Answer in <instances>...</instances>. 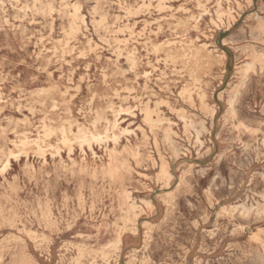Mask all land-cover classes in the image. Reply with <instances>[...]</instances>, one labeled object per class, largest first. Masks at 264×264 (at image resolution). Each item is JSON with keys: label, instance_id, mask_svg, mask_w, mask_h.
<instances>
[{"label": "rangeland", "instance_id": "obj_1", "mask_svg": "<svg viewBox=\"0 0 264 264\" xmlns=\"http://www.w3.org/2000/svg\"><path fill=\"white\" fill-rule=\"evenodd\" d=\"M197 1L0 0V264H264V0Z\"/></svg>", "mask_w": 264, "mask_h": 264}, {"label": "bare ground", "instance_id": "obj_2", "mask_svg": "<svg viewBox=\"0 0 264 264\" xmlns=\"http://www.w3.org/2000/svg\"><path fill=\"white\" fill-rule=\"evenodd\" d=\"M221 1V0H220ZM196 2H198L197 0H196ZM200 2V1H199ZM198 2V3H199ZM199 6V5H198ZM187 10V9H186ZM203 10H204V8H203ZM205 13V12H204ZM201 14V13H200ZM224 14V13H223ZM225 15V14H224ZM221 16V15H220ZM180 19V18H179ZM233 19V18H232ZM228 20V19H227ZM260 29V28H259ZM108 32V31H107ZM135 42V41H134ZM264 42V41H263ZM204 46V45H203ZM201 47V48H205V47ZM207 49V48H206ZM203 50V49H202ZM204 51V50H203ZM184 54V53H183ZM173 56V55H172ZM147 58H149L148 56H146ZM169 57V56H168ZM173 58V57H172ZM258 58L259 57H257V60H258ZM206 59V58H205ZM174 60V59H173ZM176 60H178V59H176ZM176 60H174L176 63H177V61ZM206 60H208V59H206ZM173 61V62H174ZM209 63H211V62H209ZM212 64V63H211ZM219 64V63H218ZM202 65V64H201ZM201 65H199V66H201ZM248 66V65H247ZM249 68V67H248ZM177 71V70H176ZM178 72H179V70H178ZM52 74V73H51ZM146 83V82H145ZM240 86V85H239ZM189 94H191V93H189ZM191 97H192V95H190ZM191 97H189V99H191ZM193 98V97H192ZM194 103V102H193ZM193 103H192V105H193ZM204 104V103H203ZM168 105V104H167ZM204 105H206L207 106V104H204ZM205 106V107H206ZM208 107V106H207ZM202 108V107H201ZM185 111V110H184ZM175 112V111H174ZM177 114H178V112H177ZM209 114V113H208ZM212 114V113H211ZM177 116V115H176ZM178 117V116H177ZM212 117V116H211ZM179 118V117H178ZM185 123V122H184ZM186 124V123H185ZM190 126V125H189ZM187 127H184V129H186ZM166 132V131H165ZM62 135V134H61ZM78 138V137H77ZM155 140V139H154ZM198 142H199V140H198ZM64 143V142H63ZM67 144H68V141L66 142ZM264 143V142H263ZM65 144V143H64ZM172 145V144H171ZM66 146V145H65ZM67 146H69V145H67ZM66 146V147H67ZM174 147V146H173ZM69 149H71V148H68V150ZM71 151V150H70ZM69 152V151H68ZM72 152V151H71ZM73 154V153H72ZM166 166V165H165ZM166 170V169H165ZM164 171V170H163ZM167 172V171H166ZM166 172L164 173V174H166ZM163 173V172H162ZM167 176V175H166ZM172 178V177H171ZM169 179V178H168ZM179 184V183H178ZM225 211V210H224Z\"/></svg>", "mask_w": 264, "mask_h": 264}]
</instances>
